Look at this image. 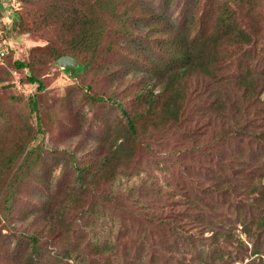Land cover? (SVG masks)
I'll return each instance as SVG.
<instances>
[{
  "label": "rangeland",
  "instance_id": "obj_1",
  "mask_svg": "<svg viewBox=\"0 0 264 264\" xmlns=\"http://www.w3.org/2000/svg\"><path fill=\"white\" fill-rule=\"evenodd\" d=\"M95 1L7 0L8 7L2 9L16 17L7 34L12 53L0 65V161L11 154L17 159L0 169V188L12 193L9 209L0 196V264L25 263L30 244L37 247L35 264H264V200L256 188L252 192L254 186L264 188L263 169L255 168L264 158V87L249 91L250 100L237 88L220 89L219 104L228 106L234 100L242 109L239 123L229 131L220 125L223 119L233 122L230 116H220L207 127L206 118L197 119L198 99L190 105L187 137L176 131L164 139L148 129L131 148L124 174L81 194L86 209L70 218L68 232L59 236L57 232L53 238L45 235L49 209L72 186L76 167L87 161L93 164L113 151L112 142L125 123L121 109L130 113L133 91L150 86L142 79L146 66L133 57L132 46L162 38L156 32L144 36L145 28L130 38L109 30L104 40L111 46L103 44L92 67L72 76L55 61L69 55L78 64L69 41L81 20L90 13L109 12L93 7ZM165 1L124 2L150 13L159 11ZM183 3L168 2L171 18L180 15ZM257 4V17L254 12L246 14L247 4L235 10L248 32L254 24L263 34L256 39L262 63L264 0ZM15 60L24 67L16 68ZM238 74L233 76L235 83L242 78ZM29 76L37 81L30 82ZM251 77H258L253 83H264L255 72ZM24 157V167L18 171L23 179L14 178L7 188V179L14 177L15 166ZM213 178L222 185L216 192ZM44 202L49 206L43 207ZM195 217L203 220L192 228ZM31 237L36 238L34 243ZM65 251L69 258L60 259Z\"/></svg>",
  "mask_w": 264,
  "mask_h": 264
},
{
  "label": "trees",
  "instance_id": "obj_2",
  "mask_svg": "<svg viewBox=\"0 0 264 264\" xmlns=\"http://www.w3.org/2000/svg\"><path fill=\"white\" fill-rule=\"evenodd\" d=\"M6 1L0 0V17L2 27L8 34L9 26L10 28L12 26V18L16 16L3 13V10L8 7ZM56 1L61 2L62 0ZM124 1L108 0L106 4L100 0L93 2V7L99 9L106 7L102 11L109 12L90 13L89 16L83 17L74 37L69 41V45L73 48L72 54L75 55V48L80 61L74 67L64 69L70 71L72 76L89 70L94 59L100 54L102 45L111 46L109 41L104 40L109 30L121 37L130 38L134 36L135 30L145 28L144 36L146 37L152 32L162 35L160 40L147 46L140 41L132 46L133 57L139 58L146 66L142 79L149 81L150 86H141L133 91L132 105L134 107L130 113L121 109L125 123L119 129L121 131L119 136L112 142L113 151L93 164L87 161L76 167L72 186L64 193L60 203L54 204L49 209L47 234L45 235L50 238L55 237L57 232V236L61 231L68 232V227L72 225L70 218L86 209L83 208L85 206L81 196L83 192L92 186H98L101 182L110 184L116 175L124 174L128 170L132 156L131 148L138 143V138L143 136L148 129H153L160 134V138L164 139L169 137L167 135H175L176 131L181 132L179 134L181 137H187L185 123L188 115L193 114L190 105L198 99L201 103H198L195 109L197 119L206 118L204 125L207 127L220 116L224 118L230 116L233 122L230 123L223 119L220 125L221 129L223 125L229 131L234 124L239 123L238 118L242 109L241 106L235 104L234 100L228 106L224 102L219 104L220 89L237 88L242 90L245 96L247 95V100H250L252 95L248 94L249 91L255 87H260V90L264 87L262 82L253 83V79L258 77H251V72H255L259 77L264 78V60L262 63L258 62L261 51L256 50L258 42L256 39L263 34L257 31L254 24L249 26L250 32H248L237 20L238 13L235 10L237 5L247 4L246 14L254 12L253 16L257 17V0H185L179 12L180 15L174 18L170 17V10L167 7L170 0H166L159 11L151 10L150 13L140 5L132 7L130 3L127 4ZM99 14L101 17H98ZM98 18L100 21L97 22ZM155 51H157L156 54H154ZM79 52L87 54V57L81 58ZM11 53L12 49L5 58L6 62ZM13 63L16 68H22L25 65L19 60ZM242 67L245 70L240 72ZM114 71H116L115 68L112 72ZM237 73H239L237 77L242 78H237L235 83L233 76ZM248 73H250L249 77ZM28 79L30 82L37 81L33 76H29ZM187 82H191V85ZM37 88H41L40 83L37 84ZM84 95L92 99L89 94ZM116 105L120 106L118 102ZM29 106L30 110L35 109L33 99L29 100ZM221 135L222 132L215 137L218 138ZM225 157H230L229 150H225ZM15 159L17 156L13 154L4 157L0 161V169L11 163L15 164ZM260 160V165L255 168L260 170L262 167L264 173V158L261 156ZM224 161L228 160L224 159ZM25 162L24 157L19 164H16L14 177L7 179V188L14 178L23 179L18 171L24 167ZM220 166L226 165L221 163ZM247 167H251L250 164H247ZM211 184L215 192L222 188V185L216 183L214 178ZM255 188L260 193L259 198L264 200V188L260 185L254 186L252 192ZM5 189L0 188V196L7 204L6 208L9 209L11 207L9 195L12 193L10 190L6 194ZM251 189L247 190L246 194ZM210 201L213 206L215 202ZM45 206L48 207L49 203L44 202L43 207ZM202 220L201 217H195V220L191 221L192 228L196 223L200 225ZM35 239L31 237V242L34 243ZM30 247L32 251L28 253V260L26 259L25 263L21 264H35L34 257L37 255V247L31 244ZM68 253L70 252H63L60 259H68Z\"/></svg>",
  "mask_w": 264,
  "mask_h": 264
},
{
  "label": "built area",
  "instance_id": "obj_3",
  "mask_svg": "<svg viewBox=\"0 0 264 264\" xmlns=\"http://www.w3.org/2000/svg\"><path fill=\"white\" fill-rule=\"evenodd\" d=\"M2 26V20L0 17V65H3L7 54L12 49V42L9 40L8 35Z\"/></svg>",
  "mask_w": 264,
  "mask_h": 264
},
{
  "label": "water",
  "instance_id": "obj_4",
  "mask_svg": "<svg viewBox=\"0 0 264 264\" xmlns=\"http://www.w3.org/2000/svg\"><path fill=\"white\" fill-rule=\"evenodd\" d=\"M56 64L61 68L76 66V60L69 55H61L56 59Z\"/></svg>",
  "mask_w": 264,
  "mask_h": 264
}]
</instances>
